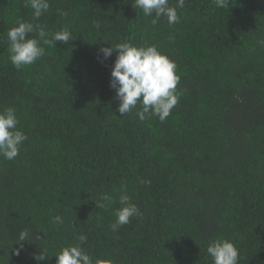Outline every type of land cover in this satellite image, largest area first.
Here are the masks:
<instances>
[{
	"label": "trees",
	"instance_id": "16d2710c",
	"mask_svg": "<svg viewBox=\"0 0 264 264\" xmlns=\"http://www.w3.org/2000/svg\"><path fill=\"white\" fill-rule=\"evenodd\" d=\"M49 3L37 21L25 0H0V110L14 107L27 135L14 160L0 157V264H56L80 234L99 264H213L216 238L232 240L239 264H264V0H185L172 25L134 0ZM18 19L72 39L17 69L7 32ZM125 40L177 63L183 94L164 122L140 120L139 104L118 112L117 53L99 49ZM122 185L142 215L114 233Z\"/></svg>",
	"mask_w": 264,
	"mask_h": 264
},
{
	"label": "clouds",
	"instance_id": "9594fccd",
	"mask_svg": "<svg viewBox=\"0 0 264 264\" xmlns=\"http://www.w3.org/2000/svg\"><path fill=\"white\" fill-rule=\"evenodd\" d=\"M229 0H214L218 8L228 6ZM185 0H176L175 6L169 4V0H134L133 7L141 9L144 16H152V24L155 25L161 16L167 17L169 25L178 23L180 17L177 9L183 8ZM25 7L33 10L34 20L49 10V0H25ZM59 15L66 17L67 13L57 10ZM35 33V35H32ZM72 39V33L68 27H62L56 32H49L39 23H32L18 19L16 25L7 32L9 60L17 69L30 66L45 54V47L53 46L57 41L67 44ZM264 45V41H260ZM116 51V59L111 69L110 87L115 90V96L119 100L118 112L121 116L132 111L137 105L140 109L137 115L140 120L147 117H158L164 122L171 114L172 109L178 104L183 92L177 88L180 76L177 72V63L167 54L162 52L155 44L134 45L129 41H121L115 45L102 46L99 52L106 59ZM19 118L16 109L8 106L0 110V157L6 160H14L21 150V146L27 135L19 129ZM142 183L145 181L141 180ZM121 194L118 202L121 207L115 210V221L111 224V230L115 233L120 227L130 222L132 217L142 215L139 207L131 202L127 194V186H121ZM116 200L107 194L102 195L101 202L96 203L99 208L107 209ZM54 223H62L60 216L53 218ZM78 241L62 247L55 254L56 264H99L81 246L87 241V236L80 234ZM24 241L29 240V230L19 233L18 242L20 249ZM207 254L212 258L213 264H239V250L230 239L216 238L207 246ZM48 256L41 252L35 259L43 261ZM104 264H115L112 260H105Z\"/></svg>",
	"mask_w": 264,
	"mask_h": 264
}]
</instances>
